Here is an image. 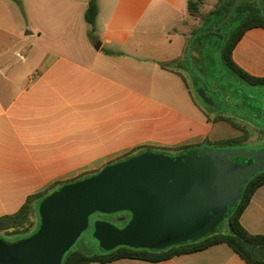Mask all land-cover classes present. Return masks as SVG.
Listing matches in <instances>:
<instances>
[{
	"label": "crops",
	"instance_id": "crops-1",
	"mask_svg": "<svg viewBox=\"0 0 264 264\" xmlns=\"http://www.w3.org/2000/svg\"><path fill=\"white\" fill-rule=\"evenodd\" d=\"M88 1L0 0V217L67 175V151L77 144L93 154L86 158L99 159L142 142L189 147L260 140L244 111L224 117L198 107L172 67L190 62L186 51L193 33L207 25L205 18L218 12L222 0H200L199 14L209 7L201 21L187 10L191 0H96L97 44L84 19ZM231 60L264 79V28L246 29ZM240 224L264 236V184L252 194ZM84 264L247 263L220 243L159 262Z\"/></svg>",
	"mask_w": 264,
	"mask_h": 264
},
{
	"label": "water",
	"instance_id": "water-1",
	"mask_svg": "<svg viewBox=\"0 0 264 264\" xmlns=\"http://www.w3.org/2000/svg\"><path fill=\"white\" fill-rule=\"evenodd\" d=\"M239 1L212 32L230 18ZM256 2L264 13V0ZM196 93L206 106L223 107L203 88ZM256 118L264 119V114ZM237 157L252 164L234 163ZM262 170L264 148H195L175 157L148 152L107 165L46 197L38 207L40 225L31 237L12 244L0 238V264H61L96 213L130 216L121 228L94 222L93 238L104 253L121 246L160 251L198 241L222 223L244 185Z\"/></svg>",
	"mask_w": 264,
	"mask_h": 264
},
{
	"label": "trees",
	"instance_id": "trees-1",
	"mask_svg": "<svg viewBox=\"0 0 264 264\" xmlns=\"http://www.w3.org/2000/svg\"><path fill=\"white\" fill-rule=\"evenodd\" d=\"M20 5V0H13ZM235 0H222L219 3L217 13L211 14V17L215 18L213 23L208 28H213L218 24L228 13L230 7ZM199 2L200 0L189 1L187 3V10L189 14L193 16H200L199 14ZM98 13V6L96 0H89L84 19L89 25L88 36L90 40L97 44L98 38L95 35V19ZM230 24H236L237 32L229 39L219 43L218 52L222 62H224L227 69L238 79L250 86H262L264 87V79L255 78L247 75L241 71L231 60V51L235 44L240 39L244 31L252 26H259L264 28V13L260 10L256 0H240L237 6L234 8L233 13L228 19ZM203 27L199 31L202 33L191 39L192 41L200 38L203 35L214 36L217 34L212 31H207V28ZM194 34V33H193ZM192 34V35H193ZM161 67L167 68V65L161 64ZM199 98V97H198ZM201 101V100H200ZM207 109L208 106L203 104ZM245 129V128H244ZM245 136L248 131L245 129ZM244 143L241 139H228L218 142L206 141L203 145H231L234 143ZM200 146L193 147H181L177 155L186 152L187 150L198 148ZM153 152L149 149L142 150L137 155L142 153ZM123 159L120 162L127 160ZM264 184V171H261L253 175L248 182L244 185L240 200L224 217L223 222L217 227L211 234L204 238L178 246H172L170 248L160 251H150L146 249H132L129 247H117L110 252H99L86 255L84 252L73 250L71 248L63 257L61 264H84L90 262L108 263L119 259H139L150 262H159L167 260L173 256L188 254L196 251L203 250L215 244H226L235 252L243 261L247 264H264V236L253 235L248 233L240 224V216L246 206L248 205L252 194L257 187ZM64 184L60 185L56 190L49 194L37 193L27 197L25 203L19 208V210L13 214L0 217V238L11 235L27 234L30 226H32V216L35 211H38L40 203L53 192L57 191ZM36 205V206H35ZM120 221L125 223L129 217L126 212L120 213ZM39 226V225H38ZM38 228H36L30 234H27L24 238H28L33 235ZM22 238V239H24Z\"/></svg>",
	"mask_w": 264,
	"mask_h": 264
},
{
	"label": "rangeland",
	"instance_id": "rangeland-1",
	"mask_svg": "<svg viewBox=\"0 0 264 264\" xmlns=\"http://www.w3.org/2000/svg\"><path fill=\"white\" fill-rule=\"evenodd\" d=\"M207 2L214 5L217 3V0H208ZM200 11H201V14H200V21H201V19L204 18L205 13L209 11V7L206 6ZM225 27L221 28V33H223V30L226 29ZM222 41H223V37L221 36V34H216L214 36L203 35L198 39L195 38V40L192 41V43L190 44V46L187 48V51H186L187 59L190 62L185 61L180 64L178 63L173 64L172 67L176 68L182 74L185 81H187V83L189 84L191 88V96L195 104L198 107H200L202 110L207 112L210 110L207 109L203 105V103L200 101L196 93V90L200 89L202 87V84L201 82L196 83L195 82L196 79L194 78L195 77L194 71H196L199 68V64L200 66L202 64H205L207 71L201 72L202 75L205 77H208L209 74L212 73L213 75H218L220 77L219 79L224 84H226L227 82L232 84L234 88L244 96L246 107L253 108L255 113L253 114L254 119H251V122L257 123L259 127L262 129V131H264V119L256 118L259 115V113L264 114V87L247 85L243 81L238 79L236 76H234L227 69L224 62H222L221 57L218 52L219 43H221ZM195 53H197V57L199 56L198 57L199 61L195 60V57H194ZM210 89L214 90L215 87L212 86ZM218 101H219V97L216 94H214V102H218ZM238 113L241 114L240 111H238ZM223 116L229 117L228 114H225ZM259 137H260V140L258 142H251V143L239 142V143H234V144L225 145V146L203 145L200 148H208V149H213V150L234 149V148L249 150L250 147L257 146V144H261L262 142H264V135L259 136ZM79 146L80 144H77V148L80 149L79 151L76 150L77 148H75V150L67 151V175L55 177L53 180H51L47 184V186H45V188L40 193L49 194L52 191L56 190L62 184L66 185V184L84 180L88 177H91L97 174L100 170H102L107 165L116 164V163H119L123 159H126V158L130 159V158H134L138 156L137 154L145 149H149L155 153H161V154H164L170 157H175L177 156L179 152L178 149L182 147V146H171L166 143H159V142H142V143L134 144L132 146H127L126 148H122L117 151H106V153L103 154V157L99 159H90L86 157L87 156L90 157L93 154L84 153L83 149ZM104 146H106V143L104 144ZM193 146H200V145H192L191 147ZM239 200H240V197H239ZM118 215H120V213H116V215H113V214L112 215L101 214L97 216L92 215L89 218V226L87 230L84 231L81 234V236L78 238V240L72 247L73 250L84 252L86 255L101 252L98 247V243L93 238V224L95 221L99 220V221L111 223L114 226L121 228L123 227L122 224L115 222L116 220L115 218ZM38 225H40L39 212L35 211L34 215L32 216V226H30L27 234H30L36 228H38L39 227ZM27 234H19V235H11V236L4 235V238L2 237L1 239L8 244H12V243H16L24 239H27V238H24Z\"/></svg>",
	"mask_w": 264,
	"mask_h": 264
},
{
	"label": "flooded vegetation",
	"instance_id": "flooded-vegetation-1",
	"mask_svg": "<svg viewBox=\"0 0 264 264\" xmlns=\"http://www.w3.org/2000/svg\"><path fill=\"white\" fill-rule=\"evenodd\" d=\"M207 19L209 20V22L207 23V25H205V27L209 26L211 24L213 17L205 18V20H207ZM218 24H216L213 28L206 27L207 31L213 30ZM222 27L226 28L225 30H223V33H221ZM237 27L238 26L236 24H230L227 20L216 32H217V34H221V36L223 37V41H225L226 39H229L234 34H236ZM216 32H214V33H216ZM198 57L195 58L196 61H199ZM206 69L207 68H206L205 64H202L201 66L199 64V68L196 71H194V74H195L194 78L196 80H198L199 82H201V84H202L201 88L204 89L205 95L207 97H210L214 101V94H216L219 97V101L215 102V103H217V104L222 103L223 104V107L222 106L209 107L210 110L216 111L217 113H219L221 115L232 114V112H234L235 109H237L240 112H243L244 109L247 108L246 102L244 101V96L239 91H237L232 84H230L228 82L226 84H224L223 82H221V80L219 79L220 77L218 75H213L212 73H210L208 77L203 76L201 72H203V71L206 72L207 71ZM202 80H204V81H202ZM212 86L215 87L214 90L210 89ZM252 117H254V116H252ZM257 119H261V118H257ZM251 127L254 128L259 139H260L259 136L264 135V131H262V129L259 127V125L257 123H253V125ZM198 148H200V147H198ZM262 148H264V144H257V146L250 147L249 149H262ZM234 163L251 165L252 161L237 157L234 159ZM97 215H101V214L96 213L93 216H97ZM113 215H116V214H113ZM129 217H128L127 221L129 220ZM115 219H116L115 222L122 224V226H124L127 223V221L125 223L120 221L119 215L116 216Z\"/></svg>",
	"mask_w": 264,
	"mask_h": 264
}]
</instances>
